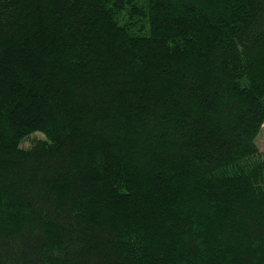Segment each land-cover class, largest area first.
Masks as SVG:
<instances>
[{"label":"trees","instance_id":"trees-1","mask_svg":"<svg viewBox=\"0 0 264 264\" xmlns=\"http://www.w3.org/2000/svg\"><path fill=\"white\" fill-rule=\"evenodd\" d=\"M263 125L264 0H0V264H264Z\"/></svg>","mask_w":264,"mask_h":264},{"label":"rangeland","instance_id":"rangeland-1","mask_svg":"<svg viewBox=\"0 0 264 264\" xmlns=\"http://www.w3.org/2000/svg\"><path fill=\"white\" fill-rule=\"evenodd\" d=\"M33 137H42V134L37 133V134L33 135ZM31 141H32V138H29L28 140L24 141L23 146H26V147L30 146ZM258 144L260 146L261 151L264 152V125H263L261 133L258 137Z\"/></svg>","mask_w":264,"mask_h":264}]
</instances>
